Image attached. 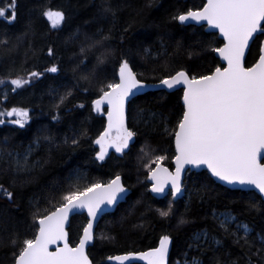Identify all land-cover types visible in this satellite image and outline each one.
<instances>
[{
  "label": "snow or ice",
  "instance_id": "6c2138e0",
  "mask_svg": "<svg viewBox=\"0 0 264 264\" xmlns=\"http://www.w3.org/2000/svg\"><path fill=\"white\" fill-rule=\"evenodd\" d=\"M152 0H149V6ZM16 0L9 6L12 15L7 17L9 9L0 8V18L14 21L16 18ZM120 9L112 5L111 0H102L98 22L111 17L114 26ZM40 15L45 18L52 29L59 30L66 23L68 16L65 10H53L45 8ZM173 22L178 21L181 25L195 24L201 27L204 24L209 29L218 31L223 38L221 47H212L209 42L204 51L218 54L220 60L226 66L217 64L214 69H208L207 74L193 73L190 68H181L178 71H168L166 62L157 67L153 64L144 71H134L136 64L133 60L131 47L126 46L129 42L127 34L133 27L134 21L127 22L119 35V54L117 48L113 47L115 40L114 28L109 27L107 32L104 28H98L91 35L85 34L84 41L80 47V55L84 57L79 61L72 72L75 75L78 69L86 64L90 53L99 49L96 55V64L87 73H81L78 80L85 81L89 86L99 85L98 98L91 101L92 112L104 113L107 123L103 131L99 132L92 143L99 146L95 152L96 161H105L109 156V149L124 156L131 150L138 133L133 131L126 123V105L131 98L144 94L145 90L153 89L160 91H175L183 89L182 115L178 118L175 126L169 133V120L162 113H150V118L160 117V123L164 125L166 134L174 135L175 141V170L171 171L164 167L162 162L167 159L166 155H157L148 163L143 161L158 149H151L145 144L140 151L143 155L139 158L143 167L147 169L145 181L150 182V191L153 194L167 196L171 193L166 209H157L159 217L164 220L176 216L175 204L183 199L187 193L188 199L184 203V211L180 212L177 219V227L194 223L192 219V203L198 201L201 207L207 205L203 217L205 224L211 223V227L195 230L188 241V248L199 253L190 260L185 253V264H203L201 257L207 251H216L217 246L223 244L225 238H231L232 243L243 248L251 249L256 243L260 247L254 254L264 256V229L253 238L254 228L241 220L242 213L236 212L229 205L219 203L220 196L230 191L240 190L252 193L244 201L245 210L249 213L264 210V0H206L202 8L196 10L188 9L171 17ZM87 23V22H85ZM34 23L29 21L26 31L17 37V40L34 35ZM79 29L71 33L69 39L79 38ZM195 35V33H193ZM202 40H196L193 46H200ZM9 40H0V47L8 49L10 54L18 50L19 45L13 44L8 48ZM182 42L177 41L176 47L181 48ZM256 47L257 52L254 63L247 64V54ZM32 51L31 43L25 49V55ZM145 61L159 59L167 54V46L163 38H160V49L153 54L151 46L141 49ZM33 51V55H34ZM54 48L49 46L48 56H54ZM199 53L189 52V58ZM119 63L118 79L105 83V78L98 70L106 68L109 63ZM24 63L20 65L16 78L10 81L0 79V86L10 83L12 92L26 87H31L39 81L44 72L27 71L26 76L20 75L24 71ZM17 71L14 67L8 70L7 75ZM57 64L45 69V72L58 73ZM152 73L151 79L156 83L146 82ZM76 87V85H74ZM56 89H51L49 94L55 99ZM85 92L88 88L84 89ZM74 95L69 89L59 96V100L53 107L57 114L52 116L53 121L59 122L60 110L68 98ZM76 107L83 109L85 104ZM106 108V113L104 112ZM73 109H68L72 111ZM145 110L140 109L137 116H141ZM5 117L15 119L6 120ZM30 109L12 107L6 111H0V125L10 123L25 128L29 123ZM78 134L73 137H64L63 145L76 149L80 144L90 139L89 129L83 125ZM159 127V124L157 125ZM69 139L71 143L69 144ZM56 137L51 134H38L21 150H8L0 146V174L8 171L13 176L12 186L23 188L31 183L30 180L17 182V177L30 174L37 168H43L44 161L32 160L31 157L42 148L44 144L51 146L55 144ZM7 144V138L2 142ZM60 147L59 144L55 145ZM149 150H145V149ZM154 165V166H153ZM204 168L207 175L201 179L199 176L192 178V188L188 187L189 177L185 173L193 169ZM73 176L76 182L72 183ZM82 179L77 173H69V188L65 190L57 184L51 188L44 199L48 207L40 209V201L33 198L29 200V207L36 208L32 213L33 223L31 227L36 228L32 238L21 239V233L13 231L9 234L8 244L5 247L13 249L10 259L12 264H93L86 249L96 240L95 229L101 215L108 209L117 207L124 201L130 189L122 182V174L117 173L114 178L106 183L92 182L81 185ZM223 187V193L218 189ZM58 193H62L59 196ZM0 194L12 202L14 192L8 191L0 185ZM259 197V199H256ZM216 201V203H213ZM239 198L233 199L232 204L238 203ZM7 210L0 209V215ZM87 213V223L82 226V233L78 237L75 246L69 243V232L73 215ZM131 215V212H129ZM143 215V214H142ZM38 223V227H37ZM144 225H134L143 227ZM104 241H111L114 237L102 234ZM62 243V247L59 243ZM172 237L168 234L159 237L158 246L149 248L143 252H130L125 255L108 256V261L118 264L138 259L146 264H166ZM50 245H57L55 251L49 249ZM210 264H220L218 257H213ZM228 264H239V258L231 260ZM246 264H252L251 257Z\"/></svg>",
  "mask_w": 264,
  "mask_h": 264
},
{
  "label": "trees",
  "instance_id": "16d2710c",
  "mask_svg": "<svg viewBox=\"0 0 264 264\" xmlns=\"http://www.w3.org/2000/svg\"><path fill=\"white\" fill-rule=\"evenodd\" d=\"M13 0H0V8L9 9L7 17H11L12 12L9 6ZM115 7H119L116 23L113 26L111 17L98 22L102 0H16V18L10 21L7 18H0V40H9L8 48L13 44H18V50L8 53V49L0 47V79L10 81L16 78L22 62L24 71L19 72L25 75L27 71L44 72V76L31 87L12 92L9 84L0 86V111H6L12 107L29 108L30 121L25 128L6 123L0 125V146L8 150H23L28 143L38 134H51L56 137L55 144L49 146L44 144L32 157V160L41 159L44 161L43 168H37L30 174L17 177V182L30 180L31 183L25 187H13V176L10 171L0 174V185L8 191L14 192L12 202L7 197L0 194V209L7 211L0 215V264H12L10 259L13 249L5 247L8 244L9 234L13 231L21 233V239L32 238V233L36 228L31 227L32 213L36 208L29 207L30 199L40 201V209L48 207L44 197L46 193L55 185H61L65 190H75L69 188V173H78L84 180V185L92 182L106 183L114 178L117 173L122 174V182L130 189V193L123 203H120L114 212L101 217L95 230L96 240L88 248L89 258L93 264H109L106 257L115 256L130 252H143L157 245L161 235L168 234L172 237L169 264L191 259L199 255L198 252L188 248V241L191 234L200 228L211 227L209 222L205 224L203 217L207 210V205L201 207L198 201L192 203V219L194 223L177 227V219L180 212L184 211V203L188 199L187 193L183 199L176 202V216L164 220L159 217L157 209H166L169 200L172 199L168 193L164 197H154L149 191V184L141 183L145 181L147 169L143 167L139 158L143 155L140 149L147 144L151 149H158L152 152L143 163H148L157 155H166L167 159L162 164L172 169V160L175 152L173 147L174 135L164 133V125L160 123V117L150 118V113H162L170 121L168 124L169 133L175 126L178 118L182 115L183 106L181 104L182 90L173 92L152 91L136 96L127 106V124L138 133L135 143L126 155L110 153L105 161H96L95 152L98 148L92 143L99 132L103 131L105 121L103 116L92 112L91 101L98 98L99 85L89 86L85 81L78 80L81 73H87L96 64V55L99 49L90 53L86 64L81 66L74 75L73 67L79 64L81 59L80 47L84 41L85 34L91 35L98 28H104L107 32L109 27L114 28L115 40L113 47L117 48L119 54V35L121 30L127 26V22L134 21L133 27L127 34L128 44L133 51V60L136 64L134 71L141 72L145 68L155 64L157 67L163 66L166 62L169 65L168 71L174 74L181 68H190L193 73L207 74L208 69H214L219 60L214 52L204 51L208 43L212 47H220L222 42L215 33L206 32L204 26L181 25L178 21L173 22L171 17L188 9L196 10L201 8L204 0H111ZM53 10L63 9L66 11L68 19L59 30L51 28L49 22L40 13L45 8ZM34 23V35L17 40L26 31L29 21ZM87 22V23H85ZM79 29V38L69 39L71 33ZM195 33V35H193ZM264 36L259 37L262 40ZM160 38H163L167 46V54L159 59L145 61L141 49L151 46V51L155 54L160 49ZM202 40L200 46H193L196 40ZM177 41L182 42V47L177 48ZM31 43L32 51L25 55V49ZM49 46L54 48L55 55L48 56ZM34 51V55H33ZM189 52L199 53L189 58ZM257 49L247 54V64L255 62ZM57 64L60 71L58 73L45 72V69ZM15 68L11 75H7L10 68ZM119 63H109L106 68L98 70L105 78V83L117 79ZM148 83H155L151 79L152 73H147ZM76 85V87H74ZM88 88L85 92L84 89ZM51 89H56L55 99L49 94ZM73 90L74 95L66 101L60 110L61 119L59 122L53 121L52 116L57 114L53 107L59 100V96ZM85 104L83 109L76 107L78 104ZM68 109H73L68 111ZM140 109L145 111L141 116H137ZM6 120L15 117H5ZM83 125L89 129V137L83 141L76 149L63 145L64 137H73V133L78 134ZM159 124V127L157 125ZM7 138V144H3ZM71 140L69 139V144ZM59 144L60 147L55 145ZM146 151L149 149H145ZM264 162V160H263ZM154 166V165H153ZM3 167V166H0ZM189 177L187 183L189 189L192 188L191 180L196 176L203 179L207 175L206 171L186 173ZM72 183H74L72 181ZM223 193V187L218 189ZM62 193H58L59 196ZM252 193L247 191H230L227 196L221 195L219 203L229 205L236 212L242 213L241 220L248 222L253 228L252 237L264 229V210L260 212H247L244 201ZM239 198V202L232 204L233 199ZM259 199V197H256ZM216 203V201H213ZM131 212V215H129ZM143 214V215H142ZM87 223L84 214H77L71 217V225L67 229L69 232V243L72 246L78 242V237L82 232V226ZM144 225L134 227V225ZM107 234L114 239L104 241L100 237ZM260 243L256 242L251 249L241 248L232 243V239L225 238L221 246H217L216 251H207L201 257L203 264H210L213 257H218L220 264H228L229 261L239 258V264H246L251 257L252 264H264V256L256 253ZM138 264V263H133Z\"/></svg>",
  "mask_w": 264,
  "mask_h": 264
},
{
  "label": "water",
  "instance_id": "95a60500",
  "mask_svg": "<svg viewBox=\"0 0 264 264\" xmlns=\"http://www.w3.org/2000/svg\"><path fill=\"white\" fill-rule=\"evenodd\" d=\"M206 2V0H204V3ZM202 7H203V5H202ZM201 7V8H202ZM189 25H195V24H189ZM196 26H199V25H196ZM204 30L206 31V32H210V33H215L216 35H217V37L221 40V42H222V44H221V46L223 45V38L222 37H220V35H219V33H218V31H216V30H212V29H209L208 27H207V25L206 24H204ZM262 40H264V37L262 38ZM220 46V47H221ZM214 55H215V57L219 60V62H220V64H222L223 66H226V64H223V62L220 60V58H219V56H218V54H216L215 52H214ZM118 69H119V67H118ZM117 79H118V70H117ZM156 83V82H155ZM179 90H182V95H183V89L182 88H180ZM152 91H159V90H153V89H148V90H145V92L144 93H147V92H152ZM176 91V90H175ZM166 92H173V91H166ZM140 95H142V94H140ZM137 96H139V95H137ZM136 97V96H135ZM134 98V97H133ZM133 98H131V99H133ZM131 101V100H130ZM181 104H182V96H181ZM127 106H128V104L126 105V115H127ZM182 106H183V104H182ZM95 113V112H94ZM105 113H106V108H105ZM95 114H98L99 116H101V115H103V118H104V121H105V125H106V123H107V120H106V115L104 114V113H95ZM126 123H127V121H126ZM104 125V126H105ZM95 146H97V145H95ZM98 147V149H99V146H97ZM173 147H174V152H175V141H174V138H173ZM111 152H113V153H116L115 152V150L114 149H109V154L111 153ZM116 154H118V153H116ZM174 157H175V155H174ZM261 163H264L263 162V160H261L260 161ZM164 166V165H163ZM164 167H166V166H164ZM168 168V167H167ZM175 170V161H174V158H173V160H172V170L171 171H174ZM200 171H206L207 172V170L206 169H204V168H201V169H193L192 170V172H200ZM186 174V173H185ZM148 184H149V188H150V182H147ZM240 191V190H239ZM130 193V192H129ZM149 193L152 195V196H154V197H156V196H158L157 194H153V193H151L150 191H149ZM169 193V192H168ZM128 196V195H127ZM159 197H164V195H159ZM125 201V200H124ZM124 201H122L121 203H123ZM116 209V207L115 208H113V209H108L106 212H104L102 215H101V217L103 216V215H105V214H108V213H112V212H114V210ZM82 214H84L85 215V217H86V219H87V213L86 212H84V213H82ZM74 216V215H73ZM101 217H100V219H101ZM71 219V218H70ZM99 219V220H100ZM99 220H98V222H99ZM37 227H38V223H37ZM96 230V229H95ZM82 233V232H81ZM159 242V241H158ZM59 243V242H58ZM78 243V242H77ZM59 246H63L62 245V243H59ZM91 246V245H90ZM89 246V247H90ZM156 246H158V243H157V245ZM155 246V247H156ZM56 247H57V245H50L49 246V249L51 250V251H55V249H56ZM88 247V248H89ZM88 248L86 249V251L88 252ZM147 251V250H146ZM170 252H171V244H170V247H169V255H168V258H167V261H166V264H169V258H170ZM125 254H127V253H124V254H119V255H125ZM116 256V255H115ZM107 262L109 263V264H118V262H115V261H108L107 260ZM133 263H138V264H146V262L145 261H142V260H138V259H135V260H132V261H129V262H126V264H133Z\"/></svg>",
  "mask_w": 264,
  "mask_h": 264
},
{
  "label": "rangeland",
  "instance_id": "374dc122",
  "mask_svg": "<svg viewBox=\"0 0 264 264\" xmlns=\"http://www.w3.org/2000/svg\"><path fill=\"white\" fill-rule=\"evenodd\" d=\"M77 174H78V173H77ZM78 175H79L80 177H82L80 174H78ZM72 181H73L74 183L76 182V177H75V176H73ZM79 183H80L81 185H84V180L81 179ZM188 260H190V259H188ZM185 261H186V260L179 261V262H176L175 264H185Z\"/></svg>",
  "mask_w": 264,
  "mask_h": 264
}]
</instances>
